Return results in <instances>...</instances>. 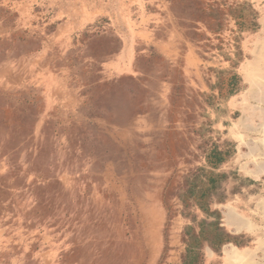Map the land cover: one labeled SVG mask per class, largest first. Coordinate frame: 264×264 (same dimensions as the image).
I'll return each mask as SVG.
<instances>
[{
  "label": "rangeland",
  "instance_id": "obj_1",
  "mask_svg": "<svg viewBox=\"0 0 264 264\" xmlns=\"http://www.w3.org/2000/svg\"><path fill=\"white\" fill-rule=\"evenodd\" d=\"M250 1L260 17L264 0ZM178 11L168 0H0V264H90L95 253L180 264L178 193L204 137L218 135L234 143L222 169L238 178L212 207L250 244L205 245L204 264H264L257 121L248 133L235 95L209 104L211 68L228 63ZM256 32L243 34L246 58Z\"/></svg>",
  "mask_w": 264,
  "mask_h": 264
},
{
  "label": "trees",
  "instance_id": "obj_2",
  "mask_svg": "<svg viewBox=\"0 0 264 264\" xmlns=\"http://www.w3.org/2000/svg\"><path fill=\"white\" fill-rule=\"evenodd\" d=\"M168 1L170 7L179 9L180 16L186 13L190 15L187 25L191 30L189 37L195 41L197 36L205 35L204 45L215 48L228 63L226 67L211 68L215 76L211 87L216 93H209L206 97L209 104L217 109L221 100L228 101L243 89L244 81L240 72V66L246 58L242 47L243 34L254 33L259 29V13L250 0ZM197 22L204 27L199 33L196 32ZM225 30L229 34L223 36ZM213 123L215 122L210 119L203 121L199 134L204 137L207 130H212ZM204 140L208 142V146L203 151V159L200 164L187 171L178 193L182 201V215L187 220L182 230L184 251L180 264H204L205 245L220 254L226 243L232 242L237 247L250 244L249 237L244 234L234 235L221 225V213L219 209L212 207L214 203H225L228 200L226 184L231 178H238L234 170L222 169V165L235 154L234 143L221 139L219 135L204 137ZM239 189L240 184L231 193ZM192 207L198 209L203 217L198 218L191 213ZM101 261H104L102 257L95 253L90 264H101ZM77 264H80L79 261Z\"/></svg>",
  "mask_w": 264,
  "mask_h": 264
},
{
  "label": "crops",
  "instance_id": "obj_3",
  "mask_svg": "<svg viewBox=\"0 0 264 264\" xmlns=\"http://www.w3.org/2000/svg\"><path fill=\"white\" fill-rule=\"evenodd\" d=\"M258 6L260 10L259 17V29L254 34L256 37V47L249 51L250 55L242 62L240 66V72L244 79V89L240 94L235 95L232 101V104L238 102L240 99V111L242 122H246V129L249 133L250 128L254 130V120L257 121L255 131L258 136L257 142V153L262 154L264 158V4ZM255 66V67H254ZM255 69V81L254 77H251V81H248V74L253 73ZM249 77V78H250ZM244 126V127H245ZM258 161L257 165V182L261 181L262 186L264 187V160Z\"/></svg>",
  "mask_w": 264,
  "mask_h": 264
}]
</instances>
